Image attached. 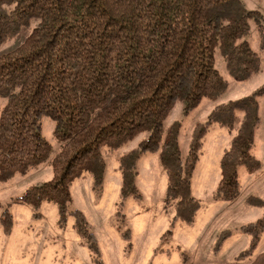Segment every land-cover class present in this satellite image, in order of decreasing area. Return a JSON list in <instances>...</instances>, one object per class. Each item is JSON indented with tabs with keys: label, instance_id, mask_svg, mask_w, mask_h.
Returning a JSON list of instances; mask_svg holds the SVG:
<instances>
[{
	"label": "trees",
	"instance_id": "trees-1",
	"mask_svg": "<svg viewBox=\"0 0 264 264\" xmlns=\"http://www.w3.org/2000/svg\"><path fill=\"white\" fill-rule=\"evenodd\" d=\"M253 25L264 52V17L242 0H0V51L30 31L20 46L0 54V183L52 160V180L16 204L38 209L50 202L61 223L73 215L78 232L100 256L85 216L70 211L73 183L86 174L101 188L107 167L103 151L147 134L120 159L121 194L138 197L139 160L159 153L168 178L166 208H175V222L192 225L202 209L192 179L203 139L219 124L236 135L221 161L217 200L234 202L241 195L240 169L262 170L251 151L261 125L264 85L249 97L217 106L196 129L186 156L181 123L172 124L166 136L164 123L177 103L188 115L204 100L228 92L229 82L216 67L218 56L237 83L261 71V58L249 42ZM44 119L54 126L60 147L55 154L43 135ZM248 203L264 211L260 198ZM4 214L9 233L12 215ZM241 231L252 237L250 248L229 264H264V253L254 257L264 218ZM230 237L224 232L218 247Z\"/></svg>",
	"mask_w": 264,
	"mask_h": 264
},
{
	"label": "rangeland",
	"instance_id": "rangeland-1",
	"mask_svg": "<svg viewBox=\"0 0 264 264\" xmlns=\"http://www.w3.org/2000/svg\"><path fill=\"white\" fill-rule=\"evenodd\" d=\"M249 10L264 17V0H242ZM30 31L7 43L0 54L20 46ZM251 47L261 58V71L244 83H237L228 75L218 56L216 67L229 82L228 92L219 99L204 100L188 115L177 103L164 123L165 136L175 122L181 123L180 146L187 155L193 135L199 125L208 121L219 105L246 98L264 85V52L259 48L260 36L252 26ZM261 125L251 155L262 163L255 174L245 168L239 171L241 195L234 202L217 200L221 181V161L229 152L236 132L213 124L203 139L200 160L192 179L193 197L202 209L192 225L175 222V208H166L167 174L159 153L141 156L137 167L138 197L121 194L120 159L148 139L141 134L124 147L104 150L106 174L101 188L84 174L71 187L70 211H80L87 220V231L97 241L100 256L90 250L88 236L78 232L73 215L61 223L58 208L42 203L38 209L16 204L29 190L53 178L51 161L31 171L27 176H16L7 184L0 183V264H229L250 248L251 236L241 228L264 218V211L248 203L251 197L264 200V98H259ZM3 105L1 104L0 107ZM43 135L53 147L60 149L54 138V126L43 120ZM8 211L12 225L6 232ZM3 220V221H2ZM6 221H9L8 219ZM10 223V222H9ZM8 224V222H6ZM10 226V225H9ZM231 237L222 247L218 242L224 232ZM129 235V236H128ZM264 253V232L254 257ZM253 257V258H254Z\"/></svg>",
	"mask_w": 264,
	"mask_h": 264
}]
</instances>
